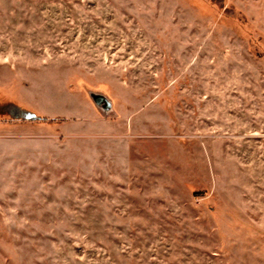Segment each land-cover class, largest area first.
<instances>
[{
	"label": "rangeland",
	"instance_id": "374dc122",
	"mask_svg": "<svg viewBox=\"0 0 264 264\" xmlns=\"http://www.w3.org/2000/svg\"><path fill=\"white\" fill-rule=\"evenodd\" d=\"M0 264H264V0H0Z\"/></svg>",
	"mask_w": 264,
	"mask_h": 264
},
{
	"label": "water",
	"instance_id": "95a60500",
	"mask_svg": "<svg viewBox=\"0 0 264 264\" xmlns=\"http://www.w3.org/2000/svg\"><path fill=\"white\" fill-rule=\"evenodd\" d=\"M93 101L98 105L102 106L104 110H109L111 108V102L100 94H91Z\"/></svg>",
	"mask_w": 264,
	"mask_h": 264
}]
</instances>
